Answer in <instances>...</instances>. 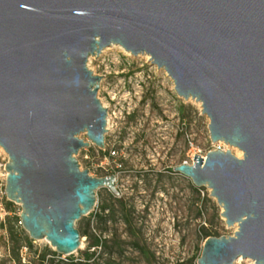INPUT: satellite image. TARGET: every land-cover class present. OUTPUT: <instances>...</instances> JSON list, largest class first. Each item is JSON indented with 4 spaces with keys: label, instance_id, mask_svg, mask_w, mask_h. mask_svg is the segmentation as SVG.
Here are the masks:
<instances>
[{
    "label": "water",
    "instance_id": "water-1",
    "mask_svg": "<svg viewBox=\"0 0 264 264\" xmlns=\"http://www.w3.org/2000/svg\"><path fill=\"white\" fill-rule=\"evenodd\" d=\"M118 45L201 103L212 150L173 168L222 207L234 236L205 240L197 264H264V0H0V147L5 194L33 241L81 250L76 223L114 174L92 177L78 153L105 150L108 110L92 56ZM86 136V140L82 138Z\"/></svg>",
    "mask_w": 264,
    "mask_h": 264
},
{
    "label": "rangeland",
    "instance_id": "rangeland-1",
    "mask_svg": "<svg viewBox=\"0 0 264 264\" xmlns=\"http://www.w3.org/2000/svg\"><path fill=\"white\" fill-rule=\"evenodd\" d=\"M88 66L96 75L103 76L98 97L109 112L106 148L100 150L92 145L76 157L81 169H87L92 177L115 174L118 197L130 206L131 230L148 251V260L131 246L134 239L119 212L117 222H109L106 232L97 220L101 206L113 203L107 188L97 191L95 208L76 223V228L82 229L90 221L97 234L109 238L118 234L125 242L123 256L113 250L102 258L99 249H92L99 264H106L110 256L115 264H190L192 259L197 264L195 258L200 257L205 242L200 235L201 226L219 237L234 236L238 226L227 227L221 216L223 209L210 198L209 189L201 193L202 197L207 193L208 200L199 202L191 180L170 170L185 162L193 163L195 154L206 157L212 150H230L241 159L243 152L211 141L209 119L201 104L180 98L172 79L153 65L149 56H133L114 45L104 49L100 56L90 57ZM82 138L86 140L85 135ZM113 151L116 154L111 159L105 152ZM8 159L0 147V264H18L12 259L14 250L21 264H35L31 261L35 252L39 254L44 249L55 252L48 254L46 264L81 259L88 248L86 237L81 238V250L72 255L58 254L46 240L33 241L32 249L26 245L29 235L20 225L21 207L10 202L5 194L4 167ZM198 209L202 210L200 218H196ZM237 264L253 262L242 259Z\"/></svg>",
    "mask_w": 264,
    "mask_h": 264
},
{
    "label": "trees",
    "instance_id": "trees-1",
    "mask_svg": "<svg viewBox=\"0 0 264 264\" xmlns=\"http://www.w3.org/2000/svg\"><path fill=\"white\" fill-rule=\"evenodd\" d=\"M107 155H109L108 152H105ZM112 159V158H111ZM170 172H173L171 169ZM192 190L195 194L198 195V201L203 202L204 200H208L207 193L204 195V197L201 196L202 191H205V188H196L195 186H192ZM110 198L112 199L113 203H104L101 208L100 212L96 214V218L99 221L101 225H103V228L105 229V232L108 230V223L109 222H117L116 214L119 212L121 214V218L123 223L126 225L127 228L130 229V235L134 239L131 242V246L135 249H137L139 252H141L146 259L148 260V251L143 247V245L140 244V242L136 238V233L131 230L132 223H131V217H130V206L128 205V202L123 197H116L112 193H110ZM10 205V202L9 204ZM202 216V210H197V217L200 218ZM83 220H79L78 222H82ZM206 224V223H205ZM79 232L81 234V237H86L88 241V248L82 252V258L78 260L70 259L68 262H60L61 264H99L97 260L95 259V252L91 251L92 249H99L101 251V257L103 258L104 255H110L113 253V250H116L117 254L119 256H123L125 252L124 248V241L121 239V237L118 234L112 235V238H109L108 235H105L103 233L97 234L94 229H92L90 221L86 223L84 228L79 229ZM12 234V231H11ZM200 235L205 241L209 237H219L217 233L212 234L211 230L206 228L205 225L201 226L200 228ZM12 238L14 240V236L12 235ZM33 240L29 238V236L26 237V245L32 249ZM48 254H52V252L48 249H44L39 254L37 251L35 252L33 256L32 262H35V264H46L49 259L47 258ZM199 256L195 258V260H198ZM12 259L13 261L17 262L18 264H21V258L19 257L18 252L15 250L12 253ZM194 260V261H195ZM51 263L54 262V260H50ZM106 264H115L112 261V257L110 256L108 260L105 262ZM190 264H196L193 262V259L190 260Z\"/></svg>",
    "mask_w": 264,
    "mask_h": 264
},
{
    "label": "built area",
    "instance_id": "built-area-1",
    "mask_svg": "<svg viewBox=\"0 0 264 264\" xmlns=\"http://www.w3.org/2000/svg\"><path fill=\"white\" fill-rule=\"evenodd\" d=\"M107 117H109V112H108V116ZM107 122H108V119H107ZM192 145V144H191ZM109 153V155H107L109 158H112V156L113 155H115L116 154V152L115 151H113V152H108ZM183 164H192V163H189V162H185V163H183ZM173 170V169H172ZM115 175V174H114ZM117 178V177H116ZM116 183H117V179H116ZM19 206L21 207V205L19 204ZM21 212H22V207H21V211H20V214H21ZM20 225H21V227H23L22 226V224H21V221H20ZM250 260V259H249ZM252 262H253V264H256L253 260H251ZM238 262H235V264H237Z\"/></svg>",
    "mask_w": 264,
    "mask_h": 264
},
{
    "label": "bare ground",
    "instance_id": "bare-ground-1",
    "mask_svg": "<svg viewBox=\"0 0 264 264\" xmlns=\"http://www.w3.org/2000/svg\"><path fill=\"white\" fill-rule=\"evenodd\" d=\"M114 46V45H113ZM147 59H148V55H144ZM201 104V103H200ZM109 120V119H108ZM109 123V122H108ZM109 125V124H108ZM240 261H242V258H239L236 262H240Z\"/></svg>",
    "mask_w": 264,
    "mask_h": 264
}]
</instances>
